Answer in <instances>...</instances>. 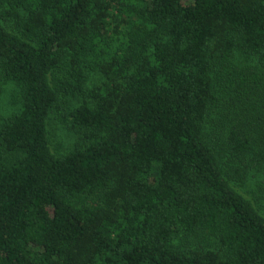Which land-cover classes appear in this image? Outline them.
<instances>
[{
  "label": "trees",
  "instance_id": "trees-1",
  "mask_svg": "<svg viewBox=\"0 0 264 264\" xmlns=\"http://www.w3.org/2000/svg\"><path fill=\"white\" fill-rule=\"evenodd\" d=\"M5 84L0 264H264V0H0Z\"/></svg>",
  "mask_w": 264,
  "mask_h": 264
},
{
  "label": "rangeland",
  "instance_id": "rangeland-1",
  "mask_svg": "<svg viewBox=\"0 0 264 264\" xmlns=\"http://www.w3.org/2000/svg\"><path fill=\"white\" fill-rule=\"evenodd\" d=\"M236 61L240 64V68L243 69H245L247 65L250 66L252 62L250 58H247V56L242 53L237 54ZM91 78L92 80L90 82V85L100 84L102 80V77L99 74H93L91 75ZM222 92H224V94L226 93L223 90ZM76 103L77 101H74V104ZM69 105L70 104L67 103L66 107H68ZM20 108V92L18 88L14 84L3 85V90L0 92V114L2 116L8 117V115L16 113ZM69 112L70 111L68 110L64 115H58L57 113H54L49 121L51 145L53 147V150L59 154L67 153L72 149V147H74L75 143L77 142L76 134L71 129V126L67 120V115ZM233 112L234 110L230 108L221 110V116H217V114L215 113L213 119L220 118L221 120H223V124H227L226 121L229 120V115H232ZM241 189L243 191H246L250 195H252V190H256L258 192L260 190V188L256 187V184L249 182L246 183L245 186Z\"/></svg>",
  "mask_w": 264,
  "mask_h": 264
}]
</instances>
